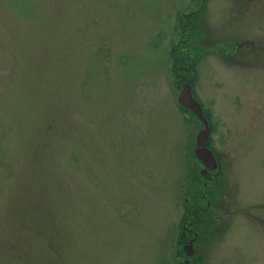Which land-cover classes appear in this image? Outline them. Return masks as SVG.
I'll list each match as a JSON object with an SVG mask.
<instances>
[{
  "label": "rangeland",
  "instance_id": "rangeland-1",
  "mask_svg": "<svg viewBox=\"0 0 264 264\" xmlns=\"http://www.w3.org/2000/svg\"><path fill=\"white\" fill-rule=\"evenodd\" d=\"M201 190L204 264H264V0H0V264H171Z\"/></svg>",
  "mask_w": 264,
  "mask_h": 264
},
{
  "label": "flooded vegetation",
  "instance_id": "flooded-vegetation-1",
  "mask_svg": "<svg viewBox=\"0 0 264 264\" xmlns=\"http://www.w3.org/2000/svg\"><path fill=\"white\" fill-rule=\"evenodd\" d=\"M210 174L211 172L208 174V177L212 178ZM205 194L206 193L204 192V197L208 199L207 195ZM209 200L210 199H208V205L206 204L207 206H204L203 210H206L207 207H209ZM186 209H189V206L186 207ZM190 216V214H188V216L183 214L181 215L179 219L180 221L178 222V230L176 231L177 235L175 233L176 236L170 241L171 246L168 253L169 259H171V264H204L206 256V251H204V248L208 245L210 239L218 237L220 239V237L229 230L223 231L224 226L227 227L229 223L221 225V227L223 226V229L221 230L219 229L220 226L215 228L213 227L210 229V231H201L200 226L195 229V226L198 225L195 222H197L198 219ZM190 250L194 252L193 255L189 254Z\"/></svg>",
  "mask_w": 264,
  "mask_h": 264
},
{
  "label": "trees",
  "instance_id": "trees-1",
  "mask_svg": "<svg viewBox=\"0 0 264 264\" xmlns=\"http://www.w3.org/2000/svg\"><path fill=\"white\" fill-rule=\"evenodd\" d=\"M195 14H196V12L195 13H193L192 14V16H195ZM176 47H174L173 49H174V51H172V53H174V54H176V56H178V58H174V60H175V62H177V63H179V65H180V69L179 70H185V74L184 75H182V80L184 79L185 81H187V82H189V83H191L192 85H193V87H194V82H195V75H196V73H194V70H193V68H194V61L192 60V69H189V67L187 68V66H185V65H183V58L185 57V55H183L182 53H181V50H180V48L181 47H179V45H175ZM182 55H183V57H182ZM229 58V57H228ZM196 61V60H195ZM177 65V64H176ZM189 69V70H188ZM194 89V88H193ZM183 109H184V107H183ZM210 141H211V139H210ZM210 141H209V146H210ZM211 147V146H210ZM196 156V155H195ZM219 157V156H218ZM199 159L197 158V157H195V161H198ZM219 172L220 173H222L221 172V170H222V165H221V161H220V158H219ZM195 177V178H193L192 179V177ZM188 177H190L191 178V182H190V184H189V186H191V187H194V185H196V183H198V180H204L205 182H209L210 180H208V179H206V178H204L203 176H201L200 175V173H197L196 171L193 173V174H191V173H189L188 174ZM212 177H213V179H211L212 180V184H216L215 182H214V180H215V178H217V176H215L214 174L212 175ZM204 185V184H203ZM192 192V195H191V197L192 198H194L193 196L197 193L196 192V190H194L193 188H190L189 190H188V192ZM203 192L204 191H202L201 190V192H200V195L202 194L203 195ZM198 194V193H197ZM218 194H220L221 195V193L219 192V190H218V193L217 192H211L210 190H209V192H207V197H208V199L210 198V200L213 202V203H215V202H217V200L219 199V197H218ZM199 195V194H198ZM198 195L196 196V197H198ZM196 200L198 201V199L196 198ZM206 205V204H205ZM205 205H201V206H205ZM188 214H190L191 216L190 217H194L195 219H198V221L197 222H195L196 224H198L197 226H195V229L196 228H198V226H200V230L201 231H210L209 229H210V227L211 226H213L214 225V222H213V220L211 219L212 218V216H211V214H210V210L208 211L207 209L206 210H203V209H199V206H198V203H196V206H189V209H187V213H186V215L185 216H188ZM215 228V227H214ZM198 230V229H197Z\"/></svg>",
  "mask_w": 264,
  "mask_h": 264
},
{
  "label": "water",
  "instance_id": "water-1",
  "mask_svg": "<svg viewBox=\"0 0 264 264\" xmlns=\"http://www.w3.org/2000/svg\"><path fill=\"white\" fill-rule=\"evenodd\" d=\"M178 97V102L190 109L192 112H195L199 119L204 123V129L198 132L196 137V149L195 155H197L206 168L201 172L202 176H207L209 170H216L218 168V163L215 154L209 149L208 141L210 139V125L203 112L201 103L195 98L192 86L189 83H186L180 91ZM190 255H193L194 252L189 251ZM195 264V263H188Z\"/></svg>",
  "mask_w": 264,
  "mask_h": 264
}]
</instances>
